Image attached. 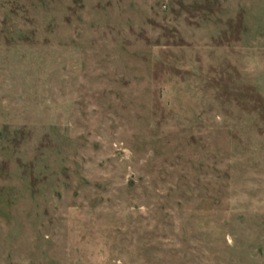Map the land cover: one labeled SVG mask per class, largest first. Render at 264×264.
I'll use <instances>...</instances> for the list:
<instances>
[{
	"label": "rangeland",
	"instance_id": "1",
	"mask_svg": "<svg viewBox=\"0 0 264 264\" xmlns=\"http://www.w3.org/2000/svg\"><path fill=\"white\" fill-rule=\"evenodd\" d=\"M0 264H264V0H0Z\"/></svg>",
	"mask_w": 264,
	"mask_h": 264
}]
</instances>
